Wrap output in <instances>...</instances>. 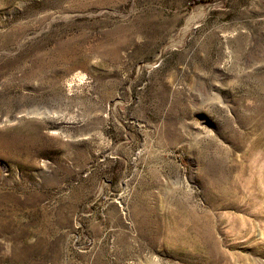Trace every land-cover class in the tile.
<instances>
[{
	"label": "rangeland",
	"instance_id": "1",
	"mask_svg": "<svg viewBox=\"0 0 264 264\" xmlns=\"http://www.w3.org/2000/svg\"><path fill=\"white\" fill-rule=\"evenodd\" d=\"M261 165L264 0H0V264H264Z\"/></svg>",
	"mask_w": 264,
	"mask_h": 264
},
{
	"label": "bare ground",
	"instance_id": "2",
	"mask_svg": "<svg viewBox=\"0 0 264 264\" xmlns=\"http://www.w3.org/2000/svg\"><path fill=\"white\" fill-rule=\"evenodd\" d=\"M260 130V129H259ZM261 146V141H256V142H253L252 144H251V149L252 150H250V152L251 153H253V150L254 149H257L258 147H260ZM250 153V154H251ZM248 168V167H247ZM247 168L245 167V169L246 170H244L245 172H247L248 170H247ZM244 175H245V173H244ZM251 175V174H250ZM247 176V175H246ZM253 177H252V179H253V185H255L254 187H255V190H259V193L257 192L256 193V196H252L251 194H249L248 196H250V198H254V199H256L257 197H260V196H262V194L264 193V165H261L260 167H258L257 168V171L252 175ZM245 177V176H244ZM248 177H249V175H248ZM249 179H250V177H249ZM246 180V179H245ZM218 182L217 183H221V182H223V180L222 179H220V180H217ZM248 181V180H247ZM252 182V181H251ZM210 183V182H209ZM221 190V192H222V188H220ZM226 192V191H225ZM261 214H262V212H260ZM264 215V214H263ZM241 219V218H240ZM252 225V224H251ZM253 226V225H252ZM250 233H251V231H250Z\"/></svg>",
	"mask_w": 264,
	"mask_h": 264
}]
</instances>
